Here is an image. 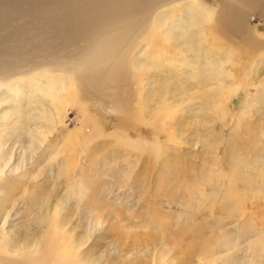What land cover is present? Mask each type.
<instances>
[{"label":"rangeland","instance_id":"374dc122","mask_svg":"<svg viewBox=\"0 0 264 264\" xmlns=\"http://www.w3.org/2000/svg\"><path fill=\"white\" fill-rule=\"evenodd\" d=\"M215 9L204 44L222 58L226 73L212 97L203 73L181 89L180 79L163 74L166 64L158 74L150 57L169 42L159 24H148L146 58L141 67L127 65L135 75L128 83L111 84L110 93L97 96L85 91L87 83L65 77L73 90L62 94L57 111L72 134L68 140L56 126L44 150H33L28 128L34 120L27 117L42 107L40 100L25 101L31 104L22 111L33 109L31 115L8 122L9 131L0 135L19 168L0 176V204L14 205L15 235L29 228L42 245L28 256L31 248L15 243L9 253V236H1L0 256L7 260L0 264H55L61 254V264H264V171L253 165L264 148V48L222 31ZM261 35L255 41L263 44ZM233 85L238 93L229 94ZM215 103L226 114H214Z\"/></svg>","mask_w":264,"mask_h":264},{"label":"bare ground","instance_id":"6f19581e","mask_svg":"<svg viewBox=\"0 0 264 264\" xmlns=\"http://www.w3.org/2000/svg\"><path fill=\"white\" fill-rule=\"evenodd\" d=\"M208 1L210 0H0V135L7 133V126H10L8 122L15 120L17 125L19 119L26 118L27 114L30 116L33 109L23 112L22 106L26 108L31 103L26 105L25 101L32 99L35 103L36 99L41 101L42 109L38 112L40 115L27 117L34 120L32 126L27 125L28 132L32 135L31 131H34L35 137L30 147L35 146L36 149L33 150H44L46 136L52 129L56 130V126L61 129L60 138L72 137L68 133L70 131L64 129L60 111H57L61 106L60 100L64 102L62 94L72 89L65 77H72L74 84L87 83L90 87H85V91L89 90V93L97 96L110 93L111 84L115 86L116 83H128L129 78H134L135 75L127 71V65L130 64L133 69L135 66L141 67L142 59L146 58L143 46L146 33H142L148 29V24H159L156 28L160 29V36L165 43L169 42L168 49L162 48L154 57H150V61L159 64L158 74L159 70L162 71L161 63L166 64L168 68L163 74L170 79H180L176 84L181 89L184 81L195 82L200 73H203V77L207 78L206 83L211 82L207 85L211 86L208 92L205 91L207 96L221 92L224 86L221 79H224L226 73L220 64L223 60L205 49L204 44L205 36L209 34L204 26L213 30L210 13L216 7L219 8L222 31L232 36L239 35L240 42L247 46L264 48V43L255 41V35L264 36V0H215L213 7L207 4ZM222 38L225 39L223 36ZM146 47L147 45L145 49ZM229 56V53L225 54L226 62L230 61ZM75 57L82 59L81 63L72 64L70 60ZM17 65H22L24 70L18 72ZM58 66V70L53 69ZM151 66L153 63L147 67ZM158 74L155 77H159ZM232 89L229 94L238 93L237 85H233ZM228 98L224 101H229ZM51 105L54 113L50 110ZM221 108L220 103H215L212 105V112L226 114L224 108ZM4 145L0 144V176H13L18 173L19 168L15 162L12 163V150L5 149ZM253 165L258 172L264 171V148L258 151ZM3 207L1 203L0 237L9 236L8 244L11 247L7 252L13 251L11 248L15 243L20 247L26 244L31 248L26 255L31 256L42 244L35 241V235L29 228L15 235L12 214L14 205L10 210ZM46 235L47 231H42V236ZM78 246L72 245V251L68 252L71 258ZM51 253L55 255L58 252ZM5 258L0 256L1 262L7 260ZM56 259L55 264H61L63 254ZM11 262L15 264L14 261ZM79 264H88V261L84 259Z\"/></svg>","mask_w":264,"mask_h":264}]
</instances>
